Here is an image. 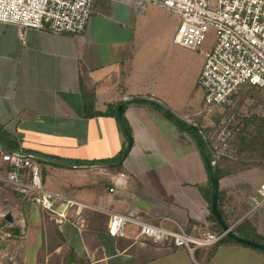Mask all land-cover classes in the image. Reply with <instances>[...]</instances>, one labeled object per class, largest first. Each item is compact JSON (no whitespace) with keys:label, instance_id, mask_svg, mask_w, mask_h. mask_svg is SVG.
Masks as SVG:
<instances>
[{"label":"crops","instance_id":"obj_1","mask_svg":"<svg viewBox=\"0 0 264 264\" xmlns=\"http://www.w3.org/2000/svg\"><path fill=\"white\" fill-rule=\"evenodd\" d=\"M180 21L161 6L138 11L132 2L96 0L81 34L30 29L22 40L15 24L0 22L3 131L21 151L95 163L115 162L127 145L118 110L117 116L108 112L129 96L157 98L208 126L199 77L210 48L178 44ZM124 117L133 142L120 169L41 162L45 189L86 204L81 215L72 209L59 222L32 198L10 193L0 199V216L11 210L10 228L22 231L0 254L9 253L16 264H264V250L228 235L192 256L132 237L134 226L123 236L109 232L116 213L155 221L172 216L192 234L223 231L212 218V182L192 134L148 102L127 105ZM7 177L0 172V196L11 185ZM263 181L264 169L257 167L220 177V211L228 225L241 227V236L264 237Z\"/></svg>","mask_w":264,"mask_h":264},{"label":"built area","instance_id":"obj_2","mask_svg":"<svg viewBox=\"0 0 264 264\" xmlns=\"http://www.w3.org/2000/svg\"><path fill=\"white\" fill-rule=\"evenodd\" d=\"M132 2L138 11L148 5L161 6L178 13L181 21L175 41L197 50L206 41L210 29L215 32V44L207 53L199 77L204 91V114L220 113L211 126L213 152L232 156V128L236 114L227 109L236 106L235 95L241 87L254 86L264 91V0H122ZM96 0H0V22L15 24L22 40L30 29L48 30L61 34H81L86 30ZM210 126V125H208ZM0 161L13 169L7 180L17 190L30 195L43 209L57 214L63 222L68 212L76 209L78 215L87 207L77 200L45 189L41 162L0 147ZM28 175L26 177L25 175ZM125 174H122L124 176ZM118 180L116 181V183ZM258 192L264 203V181ZM130 226L137 228L136 239L149 240L160 246L186 249L192 256L199 248L218 244L227 231L204 230L198 234L172 216L157 221L136 215L116 213L110 217L109 232L113 236L126 235ZM10 236L9 233H7Z\"/></svg>","mask_w":264,"mask_h":264},{"label":"trees","instance_id":"obj_3","mask_svg":"<svg viewBox=\"0 0 264 264\" xmlns=\"http://www.w3.org/2000/svg\"><path fill=\"white\" fill-rule=\"evenodd\" d=\"M251 89H257L261 90L259 88H256L254 86H244L239 89L237 94L235 95V98L237 100V97L244 93L247 94L250 92ZM263 91V90H261ZM157 109L162 111L166 116H168L173 122H175L180 128L186 130L192 136L195 138L196 142L199 145L200 152L205 160V163L207 165V171L209 175L213 173L215 169V164H213L210 160L206 159V151L205 148L202 146L197 134L192 130L191 127L188 125L181 123L177 121L175 118L170 116L166 111L161 109L160 107L152 104ZM231 111L235 112L236 114V124L232 128V136H231V144L232 147L235 148V153L232 156H219L216 154V161L219 164L220 172L219 177H222L224 174L229 173H236L238 171H242L248 168L257 167L264 169V116L260 118L259 123L254 127L253 130L247 129V124L250 123L251 118L244 117L243 119L240 118V114L237 113V111L234 109L230 110L227 109L224 113H230ZM108 114H113L117 116V106H111ZM256 118V117H254ZM195 122L201 127L202 131L204 132L209 145L213 149V144L211 140V131L213 128L211 126H206L204 123L200 120H195ZM0 139L12 150H20L19 144L13 140L12 136L6 134L2 127L0 126ZM25 152H32L29 150H26ZM117 160V159H115ZM114 160V161H115ZM42 162V161H40ZM76 162H79L76 160ZM122 167V163L117 165L116 168L120 169ZM13 169V167L7 163L4 162V164L0 167V170L4 174H9V172ZM2 194L0 196V199L4 201V197L7 194H12L16 198L21 197L23 200L27 199L30 200V195L25 194L24 192H21L17 190L13 185L4 186L3 187ZM212 218L217 222L216 217L212 213ZM218 226L220 224L218 223ZM241 227H234V232L238 233L240 231ZM9 230L12 232V236H9V239L7 240V243L9 244L11 241H20L22 236V231L18 229L16 225H12L10 228V223L5 220L4 217L0 216V234L4 231ZM254 240L259 242H264V237L259 236L258 234L253 235ZM5 240V241H6ZM6 243V242H5Z\"/></svg>","mask_w":264,"mask_h":264},{"label":"water","instance_id":"obj_4","mask_svg":"<svg viewBox=\"0 0 264 264\" xmlns=\"http://www.w3.org/2000/svg\"><path fill=\"white\" fill-rule=\"evenodd\" d=\"M133 102H148V103L154 104V105L160 107L161 109H163L164 111H166L170 116L175 118L177 121L184 123V124H186L192 128V130L197 134L202 146L205 148L206 159L210 160L213 164H215V169L210 176L211 182H212L211 208H212V212H213L214 216L216 217L217 221L221 225L222 229L224 231H227V235L229 237H231L237 241H240L242 243H245L247 245H250V246L259 248L261 250H264V242H259V241H256L254 239L244 237V236L237 234L236 232H234L233 228L230 225H228V223L224 220L222 213L220 211V208H219V204H218L220 167L216 161L215 154H214L211 146L209 145L208 140H207L204 132L202 131L201 127L197 123H195L194 121L185 118L182 114L178 113L177 111L172 109L170 106H168L167 104H165L161 100H158L157 98L150 97V96H129L118 104V107H117L118 118H119V121L122 124L125 132H126L128 142H127V145L125 146L124 150L122 151L121 155L119 156V158L115 162L102 161V162H95V163H75V162H71V161H68L65 159H59V158L47 156V155L41 154L39 152H25V151H21V150H12L4 142H2L1 139H0V147L6 151L16 153V154H20V155L25 156V157H31V158H34L38 161L52 162L55 164H59L62 166H68V167H108L111 165H119L125 160L126 156L128 155V153L130 151V148H131L132 142H133L131 129L129 127L128 122L126 121V119L124 117V110H125L126 106L133 103ZM4 218H5V220H7L10 223H15L14 215H13L11 210H9L4 215Z\"/></svg>","mask_w":264,"mask_h":264},{"label":"rangeland","instance_id":"obj_5","mask_svg":"<svg viewBox=\"0 0 264 264\" xmlns=\"http://www.w3.org/2000/svg\"><path fill=\"white\" fill-rule=\"evenodd\" d=\"M214 44H215V32L213 29H210L207 39L202 46L205 45V47L210 48L211 50ZM234 108L237 111V113L240 114L241 119H243L244 117H248L250 119L252 117L250 123L247 124V129L253 130L254 127L257 125V123H259L260 118L264 116V91L251 89L250 92L247 94H245V92L240 94L237 97V104ZM219 115L221 114L216 113L213 116L212 115L210 117L207 116L208 123L205 124H209L211 126L213 123H216ZM0 166H2L1 161H0ZM0 172L2 171L0 170ZM6 239H9V236L7 235V230H4L0 234V242H1L0 246H2L5 242L6 244H8ZM16 261L17 259L9 255V253L5 255L3 253L0 254V264H7V262L8 264L9 262L11 264H16L17 263Z\"/></svg>","mask_w":264,"mask_h":264}]
</instances>
